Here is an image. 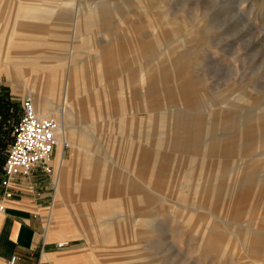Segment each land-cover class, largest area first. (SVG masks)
Masks as SVG:
<instances>
[{
	"label": "rangeland",
	"instance_id": "rangeland-1",
	"mask_svg": "<svg viewBox=\"0 0 264 264\" xmlns=\"http://www.w3.org/2000/svg\"><path fill=\"white\" fill-rule=\"evenodd\" d=\"M36 1L48 4L42 15L18 21L43 31L34 40L18 33L12 51L28 68L16 87L1 68L0 95L20 110L30 85L50 89L53 76L61 108L78 90L95 105L106 101L86 125L57 113L58 138L69 126L83 136L85 156L73 170L92 186H72L63 200L55 188L42 233L55 247L69 242L42 259L264 264V0ZM13 7L6 10L25 9Z\"/></svg>",
	"mask_w": 264,
	"mask_h": 264
},
{
	"label": "bare ground",
	"instance_id": "bare-ground-1",
	"mask_svg": "<svg viewBox=\"0 0 264 264\" xmlns=\"http://www.w3.org/2000/svg\"><path fill=\"white\" fill-rule=\"evenodd\" d=\"M1 1V0H0ZM25 1H28L27 3ZM31 1V2H30ZM38 1H44V0H38ZM35 2V3H34ZM18 6L20 9L25 8L23 10H10L7 11L6 9H14L13 6ZM48 4H38L36 0H22V3H18L16 1H11V3H6L4 4L3 1L0 2V12L2 14L1 19L4 22V27H2L4 34L0 35V48H2V51L0 50L1 57L3 56L5 59L4 63H0V69L4 68L5 72L7 74L8 79L11 81V83L16 87L17 86V75H21V72L28 68L23 67L24 63H18V60L20 57L23 56L21 53H16L12 51L13 46L16 44V42L21 41L22 39H17L18 33H22V35H29L28 39H35L34 36L36 33L39 31H43L42 29H39L38 26H31L28 24H24L20 21H18L21 18H25L28 16H39L42 15L40 12H38V8H41L43 6H47ZM49 5H52L51 8H55L59 5H56L55 3H51ZM56 5V6H55ZM32 7V8H30ZM35 9V10H34ZM39 35H42L39 34ZM20 38V37H19ZM25 41V40H23ZM46 40H40L38 43L34 44H45ZM42 45L40 49H43ZM46 48V47H45ZM45 51V50H42ZM22 55V56H21ZM34 59L32 61H38V55L39 53L34 54ZM26 60H30L29 57L25 58ZM23 61V60H22ZM23 65V66H22ZM76 71L80 73V69H75V70H70V76L71 78L69 79L68 83L71 82V79L74 80V84H72V89L78 90L80 87V78L76 76ZM66 72V71H65ZM36 76V75H35ZM36 79V77H35ZM51 87L50 89L47 90H42L37 88L35 85H30V97L32 98L33 106L36 108V112L41 114L43 118H52L50 116L55 117V120L57 121V113L62 117L64 123H70L69 121L71 119H76L80 120L83 124H88L89 122L93 121V115L96 114L97 111H99L100 108H102L104 105H106V101H97L98 104H94V99L93 95H91L88 92H84L83 90H78L80 92L78 93V97H75V100H68V103L64 106L63 108L60 107L59 103V98H60V93L58 89V84L55 81L53 82V76L51 77ZM91 80V77L88 78V80ZM19 80V78H18ZM35 84V81H34ZM90 86V85H89ZM88 86V87H89ZM87 87V88H88ZM21 89V88H20ZM95 90H98V87L94 88ZM24 90V89H23ZM24 91H28L26 88ZM76 93V92H75ZM67 98V97H66ZM37 113V114H38ZM46 116V117H45ZM49 116V117H48ZM54 119V118H53ZM58 122V121H57ZM58 130L60 129V125L58 123ZM69 129V130H68ZM80 129V128H79ZM66 133H63V137L60 139L58 138V135L60 132L56 133V145H57V151H58V156H57V163H58V177H57V194L59 199L61 200L64 199L66 196L65 190H70V187L72 186H84V185H90L92 186L91 182H88L89 180L87 179H78L75 177L78 175L80 171H75L73 170V167L78 166V162L85 156L83 154L84 152V141H83V136L82 134L77 133L76 131H72L74 129H71V127H67ZM83 134H86V132H82ZM150 135L153 136L154 139L158 138L160 135L156 132H150ZM63 144L68 146V144L71 145L72 151H71V156L70 158L66 161V169H65V164H63V160L61 159V150ZM69 147V146H68ZM114 159V157L112 156ZM50 161V159L48 160ZM50 163V162H49ZM132 173V172H131ZM80 199V198H79ZM79 199L76 198V203L81 206V209L85 206L83 204V201H80ZM66 204V203H65ZM79 207V206H78ZM80 208V207H79ZM87 213V212H86ZM88 214V213H87ZM89 215V214H88ZM57 228V227H56ZM60 228V227H58ZM81 232V231H80ZM82 234V233H81ZM83 237L84 234H82ZM61 241V240H60ZM63 242V241H62ZM61 242V243H62ZM90 243L91 240H88ZM11 264V263H10Z\"/></svg>",
	"mask_w": 264,
	"mask_h": 264
},
{
	"label": "crops",
	"instance_id": "crops-1",
	"mask_svg": "<svg viewBox=\"0 0 264 264\" xmlns=\"http://www.w3.org/2000/svg\"><path fill=\"white\" fill-rule=\"evenodd\" d=\"M19 111L21 113V109ZM38 115L42 116L39 113ZM11 120L7 122L12 125ZM60 131L59 129L56 133ZM10 143L2 152L3 156L6 155ZM57 153L56 150V158L49 163L55 167L58 166ZM3 177V162H1L0 260L6 264L5 261H8L11 255H16L13 264H49L48 259H42L43 254H57L59 250L54 245L55 241H46V234L43 235L42 231L45 230L43 226L45 227L46 217L54 202L57 176L54 180L52 173L44 172L40 166L31 167L24 172L20 171L9 179L10 197L4 196V188L1 185ZM56 227L57 225L54 226V230L58 228ZM60 240L57 242H69L67 238ZM49 259L53 261L55 257Z\"/></svg>",
	"mask_w": 264,
	"mask_h": 264
},
{
	"label": "built area",
	"instance_id": "built-area-1",
	"mask_svg": "<svg viewBox=\"0 0 264 264\" xmlns=\"http://www.w3.org/2000/svg\"><path fill=\"white\" fill-rule=\"evenodd\" d=\"M20 105L21 113L18 121L12 126V140L3 163L4 177L1 185L6 197L11 196L8 186L12 175L34 166H40L44 172L49 173L51 164L48 160L56 148L58 122L53 118L40 117L30 97H24ZM67 244L68 242H57L56 247L63 248ZM15 259L16 257L12 256L10 263L13 264Z\"/></svg>",
	"mask_w": 264,
	"mask_h": 264
},
{
	"label": "trees",
	"instance_id": "trees-1",
	"mask_svg": "<svg viewBox=\"0 0 264 264\" xmlns=\"http://www.w3.org/2000/svg\"><path fill=\"white\" fill-rule=\"evenodd\" d=\"M20 115V111L18 108V105L16 102L11 101L7 96L0 95V116L3 120V122L6 124L9 119L14 120L13 124L18 121ZM3 123V124H4ZM4 124V126H6ZM7 125L5 128H0V136L3 135L4 139L2 140L0 137V163L5 161L6 155L3 156V151L6 149L7 145L11 142L12 136H11V131H12V126ZM3 126V125H2ZM1 127V125H0Z\"/></svg>",
	"mask_w": 264,
	"mask_h": 264
}]
</instances>
